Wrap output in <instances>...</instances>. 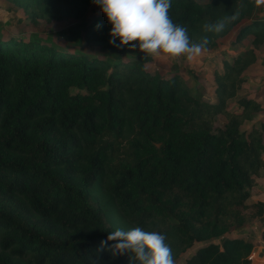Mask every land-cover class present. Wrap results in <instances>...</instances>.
I'll list each match as a JSON object with an SVG mask.
<instances>
[{
  "label": "trees",
  "instance_id": "16d2710c",
  "mask_svg": "<svg viewBox=\"0 0 264 264\" xmlns=\"http://www.w3.org/2000/svg\"><path fill=\"white\" fill-rule=\"evenodd\" d=\"M202 1L171 0L188 36L240 11L237 40L264 38V18L248 19L255 0ZM96 7L72 0L74 23L45 41L0 34V264H92L115 214L166 235L173 253L203 244L186 264H251L254 244L231 231L249 211L264 218L263 201L247 203L264 121L242 129L263 109L248 98L228 106L255 51L224 61L217 101H205L180 74L148 73L138 48L109 44ZM99 260L129 264L106 251Z\"/></svg>",
  "mask_w": 264,
  "mask_h": 264
},
{
  "label": "rangeland",
  "instance_id": "374dc122",
  "mask_svg": "<svg viewBox=\"0 0 264 264\" xmlns=\"http://www.w3.org/2000/svg\"><path fill=\"white\" fill-rule=\"evenodd\" d=\"M209 0H203L202 2ZM72 0H0V34L5 38L8 36L23 34L27 36L34 34L42 40L53 38L54 34L62 28L74 23V20L67 17L66 11L69 9ZM100 8L96 7V10ZM240 12V11H239ZM238 14L230 18L219 33H202L191 35L193 43H199L203 37L207 36L209 43L206 50L192 60L186 56L171 57L164 54L147 55L145 70L151 74L161 76L180 74L186 81L193 95L200 96L209 102L217 101L214 95L215 83L213 72L223 70V62L231 61L232 57L243 53L246 49L255 51L257 62L246 69L243 74V83L239 88L237 96L229 102L228 109L231 112H239L238 100L248 98L257 101L262 111L256 115L253 123H246L242 129L249 132L252 125L260 127L264 121V38L257 40L255 37H248L238 41L236 36L243 24L244 18ZM251 17L264 18V2L257 3L249 12ZM57 18V16H61ZM27 40V39H26ZM68 48L75 50L72 44H66ZM226 119L219 116L217 126L222 125ZM263 167L257 177L256 183L249 190L247 203L254 204L264 201V153L262 158ZM247 217L232 234L247 239L254 244L253 259L251 264H264V242L262 233L264 231V219L253 218L249 211ZM112 223L115 229L129 230L133 228L127 222L122 221L118 214L113 216ZM167 243L170 241H166ZM203 244H196L193 249L182 253H173L175 264H186L199 247ZM260 254L262 257H260ZM251 255V256H252ZM250 256V257H251Z\"/></svg>",
  "mask_w": 264,
  "mask_h": 264
},
{
  "label": "clouds",
  "instance_id": "9594fccd",
  "mask_svg": "<svg viewBox=\"0 0 264 264\" xmlns=\"http://www.w3.org/2000/svg\"><path fill=\"white\" fill-rule=\"evenodd\" d=\"M111 25L109 44L123 47L131 45L147 55L164 54L171 57L186 56L192 60L209 43L207 36L193 43L187 29L173 23L169 16L171 0H92ZM257 3L264 0H256ZM234 19V17H232ZM228 18L206 23V33L223 31ZM100 25H97L99 28ZM117 39L119 45H116ZM166 235L146 231L141 227L116 229L100 241L92 264H100L99 253L109 252L113 258L127 254L129 264H175Z\"/></svg>",
  "mask_w": 264,
  "mask_h": 264
},
{
  "label": "built area",
  "instance_id": "2783aa9c",
  "mask_svg": "<svg viewBox=\"0 0 264 264\" xmlns=\"http://www.w3.org/2000/svg\"><path fill=\"white\" fill-rule=\"evenodd\" d=\"M250 259H251V260L253 259V255L250 257Z\"/></svg>",
  "mask_w": 264,
  "mask_h": 264
},
{
  "label": "crops",
  "instance_id": "0c3cea01",
  "mask_svg": "<svg viewBox=\"0 0 264 264\" xmlns=\"http://www.w3.org/2000/svg\"><path fill=\"white\" fill-rule=\"evenodd\" d=\"M264 202V201H263ZM264 219V218H263ZM260 257H262V255L260 254Z\"/></svg>",
  "mask_w": 264,
  "mask_h": 264
}]
</instances>
